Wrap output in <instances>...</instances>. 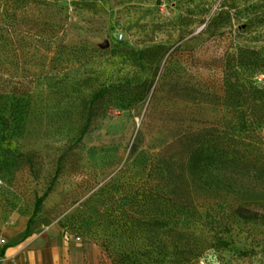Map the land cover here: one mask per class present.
Instances as JSON below:
<instances>
[{
	"label": "rangeland",
	"instance_id": "1",
	"mask_svg": "<svg viewBox=\"0 0 264 264\" xmlns=\"http://www.w3.org/2000/svg\"><path fill=\"white\" fill-rule=\"evenodd\" d=\"M61 6L65 53L49 48L46 56L12 61L1 77L22 105L0 106V215L20 211L33 222L58 223L88 259L120 264L104 239L126 240L130 231L105 227L111 209L105 195L133 198L162 140L226 127L242 108L264 115V0H61ZM143 49L152 51L142 60L136 52ZM109 81L123 85L99 101L83 132L84 96ZM145 83L154 85L140 100ZM255 121L264 125V117ZM139 139L143 145L133 152ZM254 147L255 166L236 184L251 207L240 217L230 203L214 204L221 240L188 264H264V139ZM203 223L198 231L206 239L216 231Z\"/></svg>",
	"mask_w": 264,
	"mask_h": 264
},
{
	"label": "trees",
	"instance_id": "2",
	"mask_svg": "<svg viewBox=\"0 0 264 264\" xmlns=\"http://www.w3.org/2000/svg\"><path fill=\"white\" fill-rule=\"evenodd\" d=\"M61 8V0H0V106L22 105L1 80L8 63L46 56L49 52L45 49L49 48L65 53V29L60 30L63 24L57 16ZM150 51L136 53L143 60ZM49 74L50 70H45L44 76ZM121 85L118 81L101 82L91 88L89 96H84L88 112L83 132L98 115L99 101ZM153 85L145 83L140 100L147 98ZM237 117L226 127L188 131L155 144L144 184L133 198L124 202V196L116 192L105 195L111 204L105 227L130 231L126 240L116 236L104 239L115 261L188 264L221 240L217 235L221 216L214 204L230 203L236 216L245 215L252 201L237 195L236 184L244 183L246 171L255 166L249 158L257 141L264 139V125L255 120L264 115L242 108ZM141 145L139 139L132 151L137 152ZM65 152L59 157L55 176L62 172ZM47 193L48 190L40 198ZM201 223L216 232L204 239L198 231ZM227 227L222 231L226 232Z\"/></svg>",
	"mask_w": 264,
	"mask_h": 264
},
{
	"label": "crops",
	"instance_id": "3",
	"mask_svg": "<svg viewBox=\"0 0 264 264\" xmlns=\"http://www.w3.org/2000/svg\"><path fill=\"white\" fill-rule=\"evenodd\" d=\"M31 217L20 211L0 215V264H97L58 223Z\"/></svg>",
	"mask_w": 264,
	"mask_h": 264
},
{
	"label": "built area",
	"instance_id": "4",
	"mask_svg": "<svg viewBox=\"0 0 264 264\" xmlns=\"http://www.w3.org/2000/svg\"><path fill=\"white\" fill-rule=\"evenodd\" d=\"M77 238H80L79 236Z\"/></svg>",
	"mask_w": 264,
	"mask_h": 264
}]
</instances>
